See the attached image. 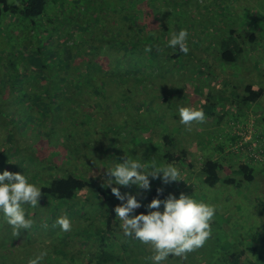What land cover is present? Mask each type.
I'll return each mask as SVG.
<instances>
[{"label": "rangeland", "instance_id": "rangeland-1", "mask_svg": "<svg viewBox=\"0 0 264 264\" xmlns=\"http://www.w3.org/2000/svg\"><path fill=\"white\" fill-rule=\"evenodd\" d=\"M21 1L9 0L18 4ZM48 2L49 7L43 14L45 19L41 20L46 22L40 27L28 25L14 29L9 20L13 21L16 16L0 14V78L2 80L9 76L5 70L7 61L3 57L10 58L14 55V68L22 70L24 64L18 61L23 56L27 59L30 57L27 43L32 41L37 44L40 35L46 36L43 42L57 43L59 48L62 47L61 60L70 61L71 57L80 59L82 72L78 74V78L81 80L87 81L89 78L90 70L86 75V67L90 69L92 66L95 70L91 76L93 80L95 78V84L91 87L92 90L96 88L94 92L97 94H80L75 105H71L74 119L64 123L68 130L59 139H49L54 144L48 143V147L54 151L53 159L73 168L72 172L77 176L99 185L106 184L109 179L103 164L123 162L126 155L141 158L149 166H153L155 162L179 168L185 181L164 184L160 179L150 177V190L140 189L135 185H119L122 194L135 196L141 203L140 208L147 211L149 193L156 187L168 190V194L177 197L180 193L193 195L216 207V215L211 221V236L204 246L187 253L185 257L170 255L163 264H220L222 252L231 241L236 243L237 240H243V247L247 246L248 233L251 229L258 228L259 221L252 209L264 212V170L256 172L254 181L238 186L222 182V176L229 174L241 177L239 171L232 173L226 168L224 174L219 173L220 180L211 185L200 178L199 180L195 174L188 176L190 173L180 168V165L166 160L165 154L177 155L183 149L189 152L188 159H193L195 164L202 158L222 161L224 154L234 157L236 151L239 159L238 152L241 149L237 147L235 140L241 139L243 130L249 127L252 132L258 131L264 135V122L249 125V110L244 109L245 105L238 100L242 94L237 93L242 89V82L255 83L264 89V0ZM40 19L38 17L34 20L37 23ZM26 22L31 24V19ZM132 24L136 32L146 39L145 45H132L127 39ZM232 27L241 33L256 35L255 43L247 50L250 54L244 53L242 58L246 59L245 62L243 60L231 64L219 60V63L212 62L214 66L210 68L208 59L211 60V57L206 58V55L214 53L220 36ZM181 29L189 32V48L193 49L195 46L196 53L202 52L198 53L202 57L201 61L193 57L187 59L182 56L172 60L166 57L168 53L166 54L165 48L170 34ZM49 33L53 35L48 37ZM200 39L205 44L196 50ZM16 43L17 47H14ZM148 48L151 51H146ZM44 50L40 61L48 58L49 63L54 62L53 55H45L47 47ZM33 66V63L28 64V69ZM244 67L247 69V76L241 75ZM229 69L232 71L229 72V80L218 82L219 76ZM65 70L63 68L62 72ZM32 73L38 76V81H45L39 71ZM262 102L264 95L251 107L255 108L251 113V119L255 122L256 114L264 113L259 106ZM56 103L54 99L52 105L55 106ZM78 104L80 106L77 108ZM181 106L202 108L204 121L193 122L190 126L181 125L177 115V109ZM226 107L230 110L221 113ZM71 113L72 111L68 112L69 117ZM76 115L87 123L75 121ZM38 129L39 126L35 127L34 132ZM27 132L31 134L32 130L28 128ZM165 136L170 139L169 145L165 143ZM246 136L247 140L252 139L250 133ZM45 138L44 132L38 141L31 137L29 144L35 142L43 147L47 144ZM181 164L185 166L186 162L182 161ZM38 170L43 175L47 173L45 164ZM75 204L82 219L77 224L68 218L72 229L62 232L56 226V220L60 217H74V213L67 211L65 204L57 209L49 208L52 205L47 203V213L50 211L52 224L45 227V230L23 229L24 233L30 234V238L32 236L31 240L25 239V234H21L14 241L3 245L0 253L6 260L2 264H28L30 259L44 249L50 252V243L56 239L61 241L58 242L61 248L56 250L57 256L52 252L48 258H44L42 264H51L50 261L54 262L56 257L63 259V264H151L152 249L149 244H142L123 234L122 238L114 234L101 245L99 237L90 238L86 235L88 227L93 229L94 226L103 224H95V221H100L98 219L101 214L93 204L88 203L82 209L80 202ZM160 210H163L162 206ZM117 228L121 229L120 224Z\"/></svg>", "mask_w": 264, "mask_h": 264}, {"label": "trees", "instance_id": "trees-1", "mask_svg": "<svg viewBox=\"0 0 264 264\" xmlns=\"http://www.w3.org/2000/svg\"><path fill=\"white\" fill-rule=\"evenodd\" d=\"M48 3V0H22L19 4L9 2V0H0V14L7 13L16 16L13 21L9 20L10 25H12L14 29L18 27L23 28L28 25L40 27L46 22L45 20H41L45 19L43 14L45 15L47 7H49ZM38 17L41 19L36 23L34 19ZM27 19H31V24L26 22ZM60 34L57 35L60 37ZM52 35L51 33L47 34L48 37ZM45 37V35H40L37 44H33L32 41L27 43L30 49L28 52L30 57L27 59L26 56H23V58L18 61V63L21 62L24 64L22 70L18 71V69L16 70L14 68V63L16 61L13 59L14 55L10 58L3 57L8 64L5 63V70L6 75L9 74V76H6L2 80L0 78V172L8 170L10 172L24 173L29 178L30 182L42 186L38 206L36 208H32L30 205L25 206L26 216L32 220L30 229L45 230V227L52 224L50 221L52 220L49 214L50 211L47 213V203H51L52 205L49 206V208L55 207L57 209L61 204H65L64 206L67 208V211L71 210V212L74 213V217L71 216L67 218L73 223L77 222V224L82 217L76 210L79 208L75 206V202L81 203V209L89 203L93 204L101 214L100 219H98L100 221H95V224L99 225L101 222H103V224L94 226L93 229L88 227L85 234L90 238L94 236L99 237V243L104 245V241L110 239L114 234H118L120 238L123 237L121 236V229H116L118 224H121V221L119 220L116 222L114 212L115 207L122 202L112 194L111 188L104 186L105 184L99 185L77 176L72 172L73 168L55 161L52 155L54 151L48 147V143L50 142L52 144L53 142L49 140L50 138L59 139L61 134L68 130V126H64V123L71 122V119H74V111L71 105H75L76 101L80 98V94L95 93L94 91H96V88L92 90L91 87L95 84V78L93 80L91 77L94 74L92 71L95 72V70L92 69V66L90 69L86 67L84 69L86 75L88 74V70H90L89 78H87V81L81 80L78 78V74L82 72V62L80 59L71 57L69 59L70 61L61 60L62 47L59 48L57 43L49 44V41H47V43L43 42ZM127 39L132 42V45L137 43L145 45L146 43L144 42H147L142 35L136 32L133 24L131 25V31ZM255 39L256 35L254 33H241L236 28H230L227 33L220 36L214 48V53L212 55H206V58H208V56L211 57V60L210 58L208 59L210 61L208 64L209 67L212 68L214 66L212 62L219 63V60L231 64L243 61L244 59L242 57L244 53L251 47L250 45L255 43ZM199 41L200 44L196 46V50L205 44L202 39ZM14 47H17V43ZM46 47L47 51L45 55L47 57L48 55L54 56L55 61H52V63L48 62V58H43L42 62L40 61L42 54L45 52L44 48ZM194 47L193 49L189 48L187 54L166 47V54L168 53L166 57L171 60L179 59L182 56V58L187 59L193 57L201 61L202 57H200L201 55L198 53L202 52L197 51L198 53H196ZM207 49H209L208 46ZM248 53L249 51L247 55ZM245 61L246 59L244 62ZM30 63H33L34 66L28 69V64L30 65ZM89 63L90 62H88V64ZM39 67L40 69H38ZM63 68L66 69L65 72H62ZM245 68L246 67H244V73L241 75L247 76L245 73L247 69ZM37 71L41 73V77H44V82L38 81V76L32 73ZM230 71L229 69L227 73L219 76L218 82H227L230 78ZM251 72L253 73V70ZM204 80L206 81V79ZM259 86L260 85H256L255 83L242 82V89L237 92L238 94H242L238 100L241 101L242 105H245L244 109L249 110V120H252L250 122L248 120L249 125L250 123L260 124V122H264V114L261 115V113L256 114L258 122H255L253 118L251 119V113L255 109L251 108L252 105L256 104L264 95V89ZM54 99L57 102L55 106L52 105ZM79 106L78 104L77 108ZM203 106L205 107L204 102ZM255 106L256 105H254V107ZM259 106L264 110V102ZM58 109H61V112H58ZM228 110H230L229 107H226L225 110H221L220 112L227 113ZM69 111H72L70 117L68 116ZM211 114L212 113H210V115ZM75 117V121L83 124L87 123L82 117L81 120L80 116L76 115ZM75 121H73V123ZM37 126H39L40 129L35 133L34 128ZM28 128L32 130L31 134L27 132ZM44 132L46 134L45 141L47 143L45 146L42 147L39 144H35V142L29 144L31 137L38 141L41 134ZM247 133H250L252 136L251 140L245 138ZM164 139L165 143L169 145L170 139L168 136H165ZM235 142L237 147L241 149L238 152L240 154L239 159L236 157V151L234 157L224 154L222 161L202 158L201 160L204 159L202 162L200 160L199 163L195 164L193 159H188L190 156L189 152H185L183 149L177 155L166 153L165 158L170 162L177 163L183 170L188 171V173H190L188 176L195 174L198 179L200 178L203 182L211 185L220 180L219 173L224 174L226 168L231 170L232 173H237L239 171L240 178L234 177L235 174H229L222 176V182L228 185L236 184L241 186L243 183L254 181L256 172H262L264 170V135L258 131L252 132L250 128L247 127L243 130L241 139L235 140ZM58 144L60 145V142ZM182 161L186 162L185 166L181 164ZM43 164L47 167V173L45 175L38 170ZM233 165L236 166L234 167ZM112 186L120 190L119 185L113 184ZM158 189L160 191H158ZM168 195V190L165 191L160 187H156L150 191L148 199L149 201L153 198L162 200L167 198ZM95 202H97V204H94ZM64 206L62 205L61 208ZM60 212H62V209ZM147 212V209L142 207L136 209L133 214H146ZM252 213L256 214L259 218L257 222L258 228L255 227L249 231L246 240L247 246L243 247L245 245L243 240H237L236 242L240 245V248L236 243H232L231 241L222 252L223 257L220 259V264H264V212L259 209H256V211L252 209ZM24 232L25 231L22 229L18 235L14 236L11 227L7 224L3 216L0 215V249L8 242L14 241V239L21 234H25L24 238L29 239L30 234ZM31 238L29 240H31ZM58 242L61 241L56 239V241L50 243V252H48V249L43 250L48 253L46 258H48L50 256L49 254L52 252L57 256V249L61 248L58 246ZM0 258L1 264L4 263L6 259L1 253ZM63 261V259L56 257V260L54 262L50 261V263L63 264ZM215 264H219V262Z\"/></svg>", "mask_w": 264, "mask_h": 264}, {"label": "clouds", "instance_id": "clouds-1", "mask_svg": "<svg viewBox=\"0 0 264 264\" xmlns=\"http://www.w3.org/2000/svg\"><path fill=\"white\" fill-rule=\"evenodd\" d=\"M188 38L187 29L172 32L166 47L187 54ZM177 115L179 123L185 126H190L193 122H203L205 119L202 108L181 106L177 109ZM103 166L107 169L109 177L104 186L111 188L112 194L122 202L114 209L115 216L121 221L122 234L151 246V264H163L170 255L185 257L187 253L204 246L211 236V221L216 215L214 205L198 200L193 195L180 193L177 197L169 194L163 200L151 199L146 206L149 209L146 214H133L141 207L140 201L131 194H122L119 188L112 186L135 185L140 189L150 190V177L158 178L164 184L185 181L179 168L172 164L161 165L155 162L153 166H149L141 158H130L128 155L123 162L115 161ZM41 188L42 186L30 182L24 173L8 170L0 172V215L11 227L14 236L22 229L28 230L31 227L32 220L26 216L25 206H38ZM56 226L62 232L72 229L67 217L58 218ZM47 254V251H41L30 259L28 264H42Z\"/></svg>", "mask_w": 264, "mask_h": 264}, {"label": "built area", "instance_id": "built-area-1", "mask_svg": "<svg viewBox=\"0 0 264 264\" xmlns=\"http://www.w3.org/2000/svg\"><path fill=\"white\" fill-rule=\"evenodd\" d=\"M245 138L247 139V136Z\"/></svg>", "mask_w": 264, "mask_h": 264}, {"label": "crops", "instance_id": "crops-1", "mask_svg": "<svg viewBox=\"0 0 264 264\" xmlns=\"http://www.w3.org/2000/svg\"><path fill=\"white\" fill-rule=\"evenodd\" d=\"M264 114V113H261V115Z\"/></svg>", "mask_w": 264, "mask_h": 264}]
</instances>
